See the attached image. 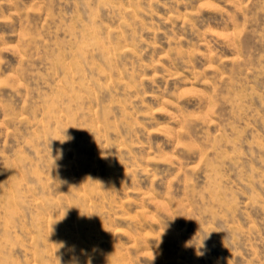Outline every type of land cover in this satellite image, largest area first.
<instances>
[{"label":"rangeland","instance_id":"1","mask_svg":"<svg viewBox=\"0 0 264 264\" xmlns=\"http://www.w3.org/2000/svg\"><path fill=\"white\" fill-rule=\"evenodd\" d=\"M89 256L264 264V0H0V264Z\"/></svg>","mask_w":264,"mask_h":264},{"label":"clouds","instance_id":"2","mask_svg":"<svg viewBox=\"0 0 264 264\" xmlns=\"http://www.w3.org/2000/svg\"><path fill=\"white\" fill-rule=\"evenodd\" d=\"M70 139H71V137H67V136L64 135V139H63V140H60V141H61V143H64L66 140H70ZM60 155H61V154L58 153V154H57V158H59ZM52 158H53V157H52ZM53 161H54V158H53ZM89 179H91V178H89ZM97 183H99V182H97ZM205 239H206V238H205ZM205 239H203V240L200 242V245H199V246L196 245V248H197V252H196V254H197V256H202V255H204V253L201 252V251H199V249L204 247V243H203V242H204ZM61 246H62V245H61ZM73 251H74V247H73ZM82 254L87 255V253H84L83 250H82ZM153 258H154V257H153ZM72 264H79L78 259H76V258L74 257V258H73V262H72ZM86 264H92V258H91V256L88 257V259H87V261H86Z\"/></svg>","mask_w":264,"mask_h":264}]
</instances>
